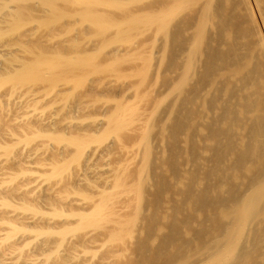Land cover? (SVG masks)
Instances as JSON below:
<instances>
[{
  "label": "bare ground",
  "instance_id": "bare-ground-1",
  "mask_svg": "<svg viewBox=\"0 0 264 264\" xmlns=\"http://www.w3.org/2000/svg\"><path fill=\"white\" fill-rule=\"evenodd\" d=\"M142 1L0 0V114L13 107L26 111L13 117L14 124H29L32 116L47 112L58 117L51 112L55 98L68 101L93 75H115L121 62L114 55L117 49L106 65L99 64L100 57L117 44L133 43L149 27L161 37L160 58L169 62L162 73H175L174 79L164 81L167 87L154 97L140 124L136 182L126 184L116 170L113 187L100 193L96 206L70 213L73 221L57 228L30 229L0 221L5 226L0 248L12 245L20 232H30L10 252L18 261L28 244L55 237L41 252L47 264L62 254L69 234L102 228L109 203L127 194L135 202L133 215L122 226L114 223L103 240L133 243L142 264H264V0H163L154 14L112 15ZM79 34L100 39L99 46L90 53L66 52L80 45ZM42 38L56 46L44 50ZM160 73L159 62H143L130 73L134 95L128 101L115 99L102 119L105 128L67 137L54 131L51 118L47 129L31 124L23 134L10 133L12 140L0 144L2 155L12 156L22 145L40 144L46 151L51 143L70 145L75 148L70 160L40 165L47 179L59 178L89 144L109 137L119 141L132 128L140 104L158 87ZM146 85L149 89L141 93ZM28 173L9 172L6 179ZM0 206L66 215L13 205L4 198ZM129 250L123 248L115 257Z\"/></svg>",
  "mask_w": 264,
  "mask_h": 264
},
{
  "label": "rangeland",
  "instance_id": "rangeland-1",
  "mask_svg": "<svg viewBox=\"0 0 264 264\" xmlns=\"http://www.w3.org/2000/svg\"><path fill=\"white\" fill-rule=\"evenodd\" d=\"M162 3L163 0H143L137 4H129L125 13L111 12L114 17H123L128 14H154ZM156 33L154 27H149L141 35L137 34L133 43L117 44L108 48L107 52L100 57L99 64L106 65L110 62L114 53L112 50L117 49L114 55L119 56L121 62L116 67L115 75L108 72L93 75L85 86L74 91L68 101L66 98H55L51 112L58 114V117H52L50 112L41 118L34 115L31 121L29 120L31 123L21 124V126L14 124L13 119L25 113V108H5L0 114V144L10 142L13 133L23 134L28 131L29 127L32 128L29 126L31 124L40 130L47 129L51 118L55 119V126H52L54 131L64 132L67 137H78L87 132L105 128L106 124L103 125L102 119H106V116L110 114L115 99L128 101L134 95V80L128 75L140 70L143 62L151 63V65L159 62L161 73L162 69L169 64L168 59L160 58L161 37ZM70 37L64 36L63 40L71 39ZM79 42L80 45L76 48L67 47L66 52L90 53L99 46L100 39L88 40L79 34ZM39 44L46 51L56 46V42L45 41L44 38L39 41ZM59 47L64 50L62 45ZM130 55H133L134 60L126 59ZM119 73L126 74V78H119ZM161 73L158 87L152 88L153 95L140 104L139 120L132 128L121 134L119 141L109 137L102 143L89 144L83 151V155H80L79 161L67 166L68 171L59 178L47 179L42 174L45 170L40 165L58 166L64 160H70L75 154V148L70 145L51 143L52 145L47 147L48 151L40 148V144L22 145L10 157L3 156L0 149V199H7L13 205L24 203L45 213L56 209L66 214L62 218L51 217L24 210L14 212L12 207L0 206V221L8 220L30 229L57 228L73 221V217L69 216L70 213L89 211L94 205L96 206L100 193L113 187L117 175H120L126 184H130L133 180L136 182L140 157L135 144L138 141L140 124L152 109L154 97L162 94L167 87L164 81L175 78L172 70H168L165 75ZM147 89L149 85L144 86L140 92H145ZM65 103L69 111H65L63 106ZM27 126H29L28 129ZM72 152L74 154L69 157ZM22 171H29V173L19 174L17 179L11 182L6 179L7 173ZM85 195L90 199L86 200ZM108 207V220L102 228H87L77 234H69L65 239L62 254L59 258H52L47 264H142L140 255L133 248V243L125 241L118 244L103 240L107 236L106 233L114 228V223L122 226L133 215L135 209L133 197L127 194L119 195L109 203ZM4 228V225H0V235L5 233ZM29 233L28 231L20 232L11 243L12 245L0 248V264H44L45 257H42L41 252L54 243L55 237H47L42 241L28 244L22 258L18 261H16L17 254L13 257L12 253L10 254L12 248L30 237L31 233ZM126 247L130 248L128 253L116 258L115 254Z\"/></svg>",
  "mask_w": 264,
  "mask_h": 264
}]
</instances>
